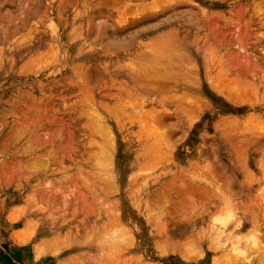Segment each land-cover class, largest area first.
<instances>
[{
	"label": "rangeland",
	"instance_id": "1",
	"mask_svg": "<svg viewBox=\"0 0 264 264\" xmlns=\"http://www.w3.org/2000/svg\"><path fill=\"white\" fill-rule=\"evenodd\" d=\"M0 264H264V0H0Z\"/></svg>",
	"mask_w": 264,
	"mask_h": 264
},
{
	"label": "bare ground",
	"instance_id": "2",
	"mask_svg": "<svg viewBox=\"0 0 264 264\" xmlns=\"http://www.w3.org/2000/svg\"><path fill=\"white\" fill-rule=\"evenodd\" d=\"M246 35H247V34H246ZM238 36H239V35H238ZM162 38H163V37H162ZM166 38H167V36H166ZM171 38H172V37H171ZM163 39H164V38H163ZM167 40H168V39H167ZM167 40H166V41H167ZM170 40H171V39H170ZM159 41H162V39H160ZM157 43H158V41H157ZM163 45H164V44H163ZM163 45H162V47H163ZM160 46H161V45H160ZM165 46L167 47V45H165ZM169 47H170V46H169ZM171 47H172V46H171ZM153 48H155V47H153ZM153 48H152V49H153ZM157 48H158V47H157ZM173 48H174V46H173ZM162 49H163V48H162ZM164 49H165V47H164ZM175 49H176V48H175ZM178 49H179V48H178ZM178 49H176V50H178ZM212 49H213V48H212ZM155 50H157V49H155ZM150 51H151V49H150ZM161 51H162V50H161ZM176 52H177V51H176ZM160 54H162V53H160ZM160 54H159V55H160ZM174 54H176V53H174ZM152 56H153V55H152ZM154 56H155V55H154ZM160 57H162V55H161ZM166 57H167V56H166ZM166 57H165V58H166ZM178 57H179V56H178ZM155 59H157V58L155 57ZM162 59H163V58H162ZM167 59H168V58H167ZM168 60H169V59H168ZM152 63H155V62H152ZM169 63H170V61H169ZM170 64H172V63H170ZM181 64H182V63H181ZM144 65H145V64H144ZM172 65H173V64H172ZM151 66H152V65H151ZM166 66H168V65H166ZM173 66H174V65H173ZM175 66H176V65H175ZM177 66H178V65H177ZM161 67H163V66H161ZM168 67H170V66H168ZM159 68H160V67H159ZM164 68H167V67H163V68H161V70L164 69ZM151 69H152V68H151ZM153 69H154V68H153ZM194 70H195V69H194ZM132 71H133V70H132ZM145 71H147V70H145ZM141 72H142V71H141ZM147 73H148V72H147ZM168 73H169V72H168ZM156 74H157V73H156ZM164 74H166V73H164ZM150 75H152V74H150ZM153 75H154V74H153ZM174 75H175V74H174ZM164 76H165V75H164ZM175 76H176V75H175ZM177 76H178V75H177ZM190 76H191V75H190ZM153 77H154V76H153ZM156 77H158V76H156ZM173 77H174V76H173ZM165 78H166V77H165ZM222 78H223V77H222ZM153 79H154V78H153ZM161 79H162V78H161ZM167 80H168V79H167ZM187 81H188V80H187ZM171 82H172V81H171ZM150 83H151V82H150ZM185 83H186V82H185ZM185 85H186V84H185ZM158 86H159V85H158ZM156 87H157V86H156ZM161 87H162V86H161ZM132 88H133V87H132ZM150 88H151V87H150ZM164 88H165V87H164ZM151 89H152V88H151ZM161 89H162V88H161ZM116 97H117V96H116ZM129 97H130V96H129ZM170 97H171V96H170ZM127 98H128V97H127ZM177 98H178V97H177ZM177 98H176V96H175L174 99H177ZM111 99H112V98H111ZM128 99H129V98H128ZM130 99H131V98H130ZM179 99L181 100V97H180ZM184 99H185V98H184ZM184 99H182V100H184ZM189 99H190V98H189ZM177 100H178V99H177ZM194 101H195V100H194ZM122 102H123V101H122ZM126 102H127V101H126ZM183 102H184V101H183ZM119 104H121V103H119ZM106 112H107V111H106ZM154 135H155V133H154ZM157 136H158V135H157ZM162 140H163V139H162ZM151 150H152V147H151V149H150V152H152ZM154 154H155V153H154ZM148 155H150V154H148ZM142 157H144V156H142ZM170 157H171V156H170ZM155 158H156V157H155ZM146 160H147V159H146ZM165 160H166V159H165ZM148 165H149V164H147V166H148ZM154 165H155V164H154ZM144 166H145V165H144ZM151 166H152V165H151ZM140 168H141V167H140ZM153 170H154V169H153ZM180 173H181V172H180ZM248 174H249V173H248ZM252 174H253V173H252ZM211 175H212V174H211ZM251 177H252V176H251ZM253 179H254V178H253ZM202 182H203V181H202ZM184 185H185V184H183V187H184ZM205 185H206V184H205ZM181 188H182V187H181ZM184 188H189V187H186V186H185ZM216 189H217V188H216ZM217 190H220V189L218 188ZM201 191H203V190H201ZM186 192H188L187 195H191V196H190V197L192 198L191 200H193V201H192L193 203H189V202H188V203H189L188 206H190V204H192V206H190V207H192V210H194V211L201 209L200 207H202V206H200L201 204H199V202H198L199 200L197 201V202H198V203H197L196 200L193 199V197H192V192H190V191H186ZM189 192H190V194H189ZM195 192H196V191H195ZM217 192H218V191H217ZM193 193H194V191H193ZM219 193H220V191L218 192V195H220ZM203 194H204V193H203ZM211 195H212V194H211ZM203 196H204V195H203ZM209 196H210V195H209ZM213 197H214V196H213ZM184 198H185V197H184ZM184 198H183V199H184ZM203 198H204V197H203ZM214 198H216V197H214ZM214 198H213V200H214ZM218 198H219V197H218ZM220 198H221V197H220ZM209 199H211V197H209ZM209 199H208V197H207V201H208ZM164 200H165V199H164ZM205 200H206V198H205ZM211 200H212V199H211ZM211 200H210V201H211ZM225 200H226V199H225ZM222 201H223V200H222ZM222 201H221V202H220V201H216L215 204L211 205V206H212V210H213V211H214V210H222V209H221V203H222ZM226 201H227V200H226ZM195 202H196V203H195ZM201 202H202V204H203V202L205 203L204 200L201 201ZM208 202H209V201H208ZM222 204H223V203H222ZM227 204H228L227 202L224 203L225 206H227ZM203 205H204V204H203ZM236 205H237V203H236ZM241 205H242V204H241ZM188 206H187L186 208H188ZM225 206H224V207H225ZM105 207H106V206H105ZM150 207H151V206H150ZM190 207H189V208H190ZM224 207H223V208H224ZM238 207H239V206H238ZM243 207H244V206H242V208H243ZM82 208H83V207H82ZM203 208H205V207H203ZM226 208H227V207H226ZM93 209H94V208H93ZM177 209H178V208H177ZM180 209H181V210H180L179 212H183V211H184L183 207L180 208ZM208 209H209V208H208ZM208 209H207V210H208ZM224 209H225V208H224ZM240 209H241V208H240ZM186 210H187V209H186ZM201 210H203V209H201ZM161 211H162V209L160 210V212H161ZM174 211L176 212V210H174ZM177 212H178V211H177ZM177 212H176V213H177ZM184 212H185V211H184ZM187 212H188V210H187ZM93 213H94V212H93ZM104 213H105V212H104ZM201 213L204 214V213H206V211H204V212L202 211ZM209 213H210V212H209ZM95 214H96V213H95ZM161 214H163V213H161ZM185 215H186V214H185ZM190 215H192V214H190ZM200 216H201V215H200ZM114 220H115V219H114ZM114 222H115V221H114ZM165 232H166V231H165ZM167 236H168V235H167ZM185 239H186V238H185ZM187 239H190V238H187ZM165 242H166V240H165ZM177 243H178V242H177ZM189 243H190V242L188 241V244H189ZM84 244H85V243H84ZM182 244L184 245V244H186V243H182ZM129 245H130V244H129ZM175 245H176V244H175ZM111 246H112V245H111ZM57 247H58V246H57ZM108 247H109V246H108ZM125 247H127V246H125ZM119 251H121V250L119 249ZM119 251H118V252H119ZM115 253H116V252H115ZM113 254H114V253H113Z\"/></svg>",
	"mask_w": 264,
	"mask_h": 264
}]
</instances>
